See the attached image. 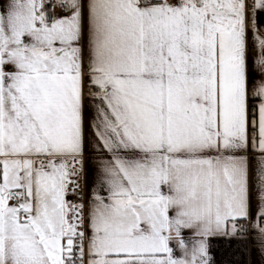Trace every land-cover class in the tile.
Masks as SVG:
<instances>
[{"label":"snow or ice","instance_id":"6c2138e0","mask_svg":"<svg viewBox=\"0 0 264 264\" xmlns=\"http://www.w3.org/2000/svg\"><path fill=\"white\" fill-rule=\"evenodd\" d=\"M0 264H264V0H0Z\"/></svg>","mask_w":264,"mask_h":264}]
</instances>
